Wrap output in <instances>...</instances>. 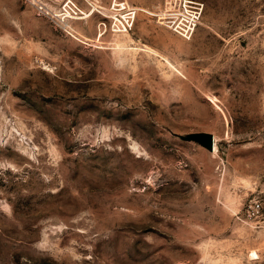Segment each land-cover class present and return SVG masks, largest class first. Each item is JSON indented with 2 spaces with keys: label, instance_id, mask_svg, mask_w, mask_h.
I'll return each instance as SVG.
<instances>
[{
  "label": "rangeland",
  "instance_id": "rangeland-1",
  "mask_svg": "<svg viewBox=\"0 0 264 264\" xmlns=\"http://www.w3.org/2000/svg\"><path fill=\"white\" fill-rule=\"evenodd\" d=\"M65 1L0 0V264H264V0L191 39L171 0L125 34Z\"/></svg>",
  "mask_w": 264,
  "mask_h": 264
},
{
  "label": "built area",
  "instance_id": "built-area-1",
  "mask_svg": "<svg viewBox=\"0 0 264 264\" xmlns=\"http://www.w3.org/2000/svg\"><path fill=\"white\" fill-rule=\"evenodd\" d=\"M87 8H83L77 0H66L60 10L61 15L71 17H88L100 14L99 30L101 34H125L135 26L141 10L128 4L125 0H84ZM153 15L161 16L174 32L191 39L201 22L204 2L200 0H171L159 12L145 10ZM240 217L255 226L264 225V194L249 199Z\"/></svg>",
  "mask_w": 264,
  "mask_h": 264
},
{
  "label": "water",
  "instance_id": "water-1",
  "mask_svg": "<svg viewBox=\"0 0 264 264\" xmlns=\"http://www.w3.org/2000/svg\"><path fill=\"white\" fill-rule=\"evenodd\" d=\"M192 136L204 140L211 149H215L216 138L213 134L208 132H198L192 134Z\"/></svg>",
  "mask_w": 264,
  "mask_h": 264
}]
</instances>
